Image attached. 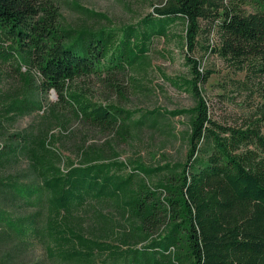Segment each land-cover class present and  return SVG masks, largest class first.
I'll return each mask as SVG.
<instances>
[{
	"label": "trees",
	"instance_id": "16d2710c",
	"mask_svg": "<svg viewBox=\"0 0 264 264\" xmlns=\"http://www.w3.org/2000/svg\"><path fill=\"white\" fill-rule=\"evenodd\" d=\"M58 8L53 0H0V66L13 62L24 84L2 115L41 109L38 94L54 91L74 118L126 141L144 118L95 102L74 82L149 67L153 40L179 21L188 53L208 40L200 45L206 53L243 74L232 78L238 91L264 102V0H166L122 29L67 26ZM186 58L190 75L181 82L195 106L144 114L189 117L185 161H122L112 144L66 162L52 135L23 134L0 147V166L23 153L37 181L0 179V243L47 240L52 264H264V103L261 117L242 126L214 120L203 87L216 70ZM17 202L36 211L15 216L9 206Z\"/></svg>",
	"mask_w": 264,
	"mask_h": 264
},
{
	"label": "rangeland",
	"instance_id": "374dc122",
	"mask_svg": "<svg viewBox=\"0 0 264 264\" xmlns=\"http://www.w3.org/2000/svg\"><path fill=\"white\" fill-rule=\"evenodd\" d=\"M53 1L59 7L61 21L67 26L100 28L111 25L122 29L138 24L166 0ZM85 9L104 14L108 20L90 16L82 11ZM183 34L184 23L179 21L171 28L168 37L154 39L149 53L151 65L143 70L82 77L74 82V87L82 89L95 102L131 110L135 121L144 118L142 128L133 129L132 136L126 141L117 136L116 129L103 130L74 118L68 105L60 103L54 91L38 94L41 109L21 117L2 115V103L8 95L22 90L24 84L13 62L0 66V147L19 141L20 136L26 133H48L53 136L55 149L66 162H79L81 150L88 148L108 152L112 144L122 161L141 158L149 165L183 162L188 152L185 132L189 128V117L166 115L155 120L144 114L146 111L170 112L195 106V98L181 82L182 78L190 75L186 63L188 55L200 60L204 70H216L203 87L214 120L225 125L242 126L261 117L259 105L264 102L248 92H239L232 80L243 78V74H236L227 62L211 51L206 53L200 46L207 44L208 40L203 37L199 38L197 49L188 53L184 48ZM208 39L212 46L217 44L215 34ZM26 69L24 66L22 71ZM11 176L19 177L23 182L37 181L30 159L23 153L0 166V179ZM20 204L17 202L9 206V211L19 217L36 211L35 207ZM105 211L109 212L108 209ZM22 240L14 237L0 243V264H52L48 257L47 240L33 237Z\"/></svg>",
	"mask_w": 264,
	"mask_h": 264
}]
</instances>
